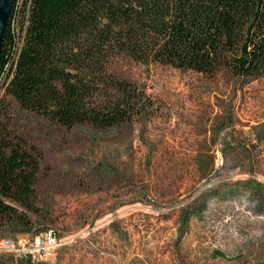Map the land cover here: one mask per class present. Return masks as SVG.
<instances>
[{"label": "rangeland", "instance_id": "rangeland-1", "mask_svg": "<svg viewBox=\"0 0 264 264\" xmlns=\"http://www.w3.org/2000/svg\"><path fill=\"white\" fill-rule=\"evenodd\" d=\"M107 70L154 112L65 128L10 97L0 111L37 149L41 221L0 228V264H264V76L205 75L125 54ZM53 229L43 260L1 241Z\"/></svg>", "mask_w": 264, "mask_h": 264}, {"label": "trees", "instance_id": "trees-1", "mask_svg": "<svg viewBox=\"0 0 264 264\" xmlns=\"http://www.w3.org/2000/svg\"><path fill=\"white\" fill-rule=\"evenodd\" d=\"M120 54L205 75L264 76V0H13L0 73L12 68L1 99L65 128L147 118L151 97L107 70ZM39 158L0 111V228L43 219Z\"/></svg>", "mask_w": 264, "mask_h": 264}, {"label": "built area", "instance_id": "built-area-1", "mask_svg": "<svg viewBox=\"0 0 264 264\" xmlns=\"http://www.w3.org/2000/svg\"><path fill=\"white\" fill-rule=\"evenodd\" d=\"M10 29L17 35V49L19 47V39L17 32V18L13 17L10 23ZM12 68V62L5 64L0 73V98L4 93V84L8 80V75ZM58 243V239L53 229L47 231L29 234L27 237L12 239L6 238L1 241L3 250L18 254V256L29 260H43L46 255L52 252Z\"/></svg>", "mask_w": 264, "mask_h": 264}, {"label": "water", "instance_id": "water-1", "mask_svg": "<svg viewBox=\"0 0 264 264\" xmlns=\"http://www.w3.org/2000/svg\"><path fill=\"white\" fill-rule=\"evenodd\" d=\"M13 0H0V51L7 26L9 24L10 13Z\"/></svg>", "mask_w": 264, "mask_h": 264}]
</instances>
